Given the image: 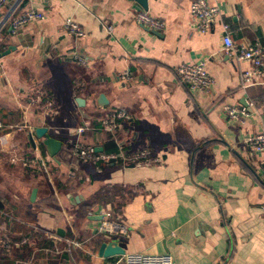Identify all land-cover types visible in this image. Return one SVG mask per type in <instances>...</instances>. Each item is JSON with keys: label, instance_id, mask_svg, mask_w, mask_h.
I'll use <instances>...</instances> for the list:
<instances>
[{"label": "crops", "instance_id": "obj_1", "mask_svg": "<svg viewBox=\"0 0 264 264\" xmlns=\"http://www.w3.org/2000/svg\"><path fill=\"white\" fill-rule=\"evenodd\" d=\"M192 1L26 0L19 12L43 19L0 30V264H123L99 255L108 241L94 234L108 221L126 228L113 236L126 254L264 264V152L248 143L264 135V67L244 89L251 66L225 52L222 26L236 45L264 50V0H207L222 18L205 34ZM142 12L164 31L143 28ZM67 20L85 36L72 35ZM200 62L214 82L209 93L177 75ZM226 105L248 117L231 120ZM116 110L129 119L112 135L101 124ZM38 128L63 143L56 158ZM76 144L114 158L85 163Z\"/></svg>", "mask_w": 264, "mask_h": 264}, {"label": "built area", "instance_id": "obj_2", "mask_svg": "<svg viewBox=\"0 0 264 264\" xmlns=\"http://www.w3.org/2000/svg\"><path fill=\"white\" fill-rule=\"evenodd\" d=\"M25 1L26 0H0V11L4 9L7 10V14L3 17L0 30L6 25H10L12 32L16 33L28 23L43 19L44 14L38 11L19 12V9ZM190 11L193 18L198 22L199 31L203 34L208 33L213 28L214 24L222 18L220 9L216 6L210 5L207 0H193L190 6ZM137 21L143 28L150 31L162 32L165 29V24L161 20L145 12L137 15ZM222 26L225 52L229 55H233L238 61L247 62L251 66L249 70L242 73V87L246 89L256 85L259 82L260 73L264 67V50L260 46L236 45L230 35L228 25L223 23ZM65 28L75 37L83 38L85 36L84 30L72 20L66 21ZM107 30L109 34H112L114 31L112 26H107ZM75 59L86 64L83 57L76 55ZM177 75L180 83L191 91H203L209 93L213 88L214 82L208 75L204 62L195 65H181L177 68ZM121 78L127 80L128 74H124ZM223 110L231 120L236 121L237 123H243L246 117H248L245 108L226 105ZM48 113H51V111ZM127 119H129V117L126 113L116 110L103 119L101 125L105 132L114 135L122 128L123 121ZM0 128H2L1 118ZM83 130L84 129L82 128L79 129L80 132ZM248 143L251 145L254 152H264V135L250 137ZM72 153L76 158L85 163H93L99 159L107 160L109 158H114L111 156H98L93 146H82L80 144L73 146ZM145 158L146 154H141L136 158L137 164L142 165L141 161ZM16 160V156L12 158L13 162ZM23 163L26 166L34 165L33 162L24 159ZM262 172L264 177V168ZM119 234H121V236H126V228L122 225L108 221L101 225L94 234V237L103 236L107 239L106 241L110 242L114 241V235ZM120 262L123 264H175L171 255H152L146 253L126 254L121 256Z\"/></svg>", "mask_w": 264, "mask_h": 264}, {"label": "water", "instance_id": "obj_3", "mask_svg": "<svg viewBox=\"0 0 264 264\" xmlns=\"http://www.w3.org/2000/svg\"><path fill=\"white\" fill-rule=\"evenodd\" d=\"M9 53H10V51H7V53H4L3 56H5ZM77 102L79 105L84 106V101L82 99H78ZM98 103L102 107H105L106 105L109 104L107 98L104 95L100 96ZM35 133H36V136L38 139H44L43 144L46 147L48 154L52 158H56V156L59 154V152L62 149L63 143L60 140L53 138L48 133L47 128H38L35 131ZM36 194H37L36 191H34L32 198H35ZM58 234L60 236H64L63 230L59 229ZM99 255L102 258L108 259V258H112V257H116V256H124V255H126V251L121 246H119L116 243V241H110L107 243H103L101 245L100 250H99Z\"/></svg>", "mask_w": 264, "mask_h": 264}, {"label": "rangeland", "instance_id": "obj_4", "mask_svg": "<svg viewBox=\"0 0 264 264\" xmlns=\"http://www.w3.org/2000/svg\"><path fill=\"white\" fill-rule=\"evenodd\" d=\"M15 217H16V215H15Z\"/></svg>", "mask_w": 264, "mask_h": 264}]
</instances>
